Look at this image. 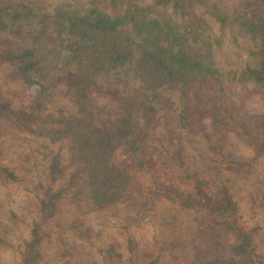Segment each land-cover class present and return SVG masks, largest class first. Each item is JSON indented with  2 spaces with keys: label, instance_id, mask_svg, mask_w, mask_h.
<instances>
[{
  "label": "trees",
  "instance_id": "16d2710c",
  "mask_svg": "<svg viewBox=\"0 0 264 264\" xmlns=\"http://www.w3.org/2000/svg\"><path fill=\"white\" fill-rule=\"evenodd\" d=\"M0 34L16 40L0 50V65L30 101L28 107H16L0 93V122L53 143L69 140L71 161L94 209L137 196L167 199L234 240L230 256L216 255L199 264H264V253L256 245L260 228L244 221L230 190H211L188 170L183 150L169 156L179 160L175 165L183 169L190 189L174 190L149 144L160 105L169 107L182 130H190L197 116L205 115L216 132L233 133L251 146L264 143L257 117H244L249 100L258 97L264 104V0H241L233 7L224 0L8 3L0 6ZM58 86L66 88L72 112L48 117L56 128L39 127L47 122L42 114ZM111 89L125 94L118 108H100L95 94ZM236 89L239 95L226 105ZM205 135L214 163L237 166ZM60 165L57 157L48 185H41L40 220L31 229L23 264L42 260L46 228L66 199L67 190H53ZM1 172L8 181H19L10 169ZM0 243L9 245L4 237ZM129 249L133 256L124 263V255L112 246V263L164 264V247L143 259L136 257L133 239Z\"/></svg>",
  "mask_w": 264,
  "mask_h": 264
},
{
  "label": "rangeland",
  "instance_id": "374dc122",
  "mask_svg": "<svg viewBox=\"0 0 264 264\" xmlns=\"http://www.w3.org/2000/svg\"><path fill=\"white\" fill-rule=\"evenodd\" d=\"M37 1L0 0V6L23 2L31 5ZM240 1L224 0V3L233 7ZM169 12L172 13L171 8ZM11 41L16 42L11 36L0 34V50L8 47ZM7 74L6 68L0 65L3 99L16 107H28L30 101L23 87L10 80ZM109 91L108 94H95V101L100 108L116 110L118 100L125 94L116 89ZM230 95L226 105L239 95V91L236 89ZM166 107L159 106V121L149 144L169 185L178 191L190 189L183 169L175 165L179 160L174 162L169 156L171 152L178 156L177 152L183 150L188 170L201 177L211 190L229 189L244 221L248 226L260 228L256 245L264 253V143L251 146L233 133L216 132L211 119L205 115L203 118L198 115L196 125L190 130H182ZM71 112L66 88L58 86L42 117L46 121L48 117L57 119ZM250 116L257 117L256 127L264 139V104L258 97L247 103L244 117ZM39 127L56 128V124L47 120ZM205 134L221 145L230 162L237 166L214 163ZM70 145L69 140L53 143L49 138L31 135L8 122H0V237L9 242V245L0 243V264H23V256L32 240L31 229L34 222L40 220L37 206L44 197L41 185H48L50 168L57 157L61 174L53 190H67V196L59 204L56 219L46 228L39 264H113L109 257L112 246L124 255V263H127L133 256L129 239L136 242V257L140 259L164 247V264H199L216 255H231L232 237L212 230L167 199L137 196L107 209H94L82 178L77 176L78 168L71 161ZM2 168L13 171L19 181H8Z\"/></svg>",
  "mask_w": 264,
  "mask_h": 264
}]
</instances>
